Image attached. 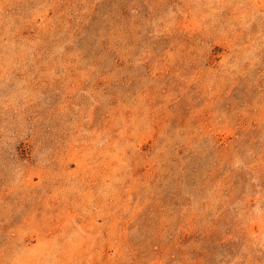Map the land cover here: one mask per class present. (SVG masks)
I'll return each mask as SVG.
<instances>
[{
  "label": "rangeland",
  "instance_id": "374dc122",
  "mask_svg": "<svg viewBox=\"0 0 264 264\" xmlns=\"http://www.w3.org/2000/svg\"><path fill=\"white\" fill-rule=\"evenodd\" d=\"M0 264H264V0H0Z\"/></svg>",
  "mask_w": 264,
  "mask_h": 264
},
{
  "label": "bare ground",
  "instance_id": "6f19581e",
  "mask_svg": "<svg viewBox=\"0 0 264 264\" xmlns=\"http://www.w3.org/2000/svg\"><path fill=\"white\" fill-rule=\"evenodd\" d=\"M62 250V249H61ZM61 252V251H60ZM64 253H66V252H64ZM51 255H55V254H51ZM44 256V255H43ZM46 256V255H45ZM44 256V257H45ZM55 258V257H54ZM54 258H52V259H54ZM49 259H51V258H49ZM59 259H60V257H59ZM45 260V259H44ZM65 260V259H64ZM44 262H46V263H48V261L47 260H45ZM51 263V262H50ZM62 263V262H61ZM65 263V262H64Z\"/></svg>",
  "mask_w": 264,
  "mask_h": 264
}]
</instances>
